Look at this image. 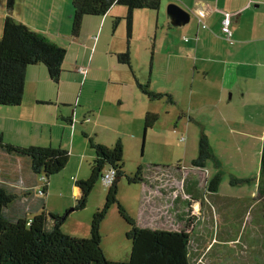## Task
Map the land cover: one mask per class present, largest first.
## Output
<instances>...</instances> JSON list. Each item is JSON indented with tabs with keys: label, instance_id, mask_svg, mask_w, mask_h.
Returning a JSON list of instances; mask_svg holds the SVG:
<instances>
[{
	"label": "crops",
	"instance_id": "0c3cea01",
	"mask_svg": "<svg viewBox=\"0 0 264 264\" xmlns=\"http://www.w3.org/2000/svg\"><path fill=\"white\" fill-rule=\"evenodd\" d=\"M70 2L35 0L31 4L30 0H15L10 12L7 0H0V37L5 19L11 14L67 48L59 82L52 80L45 64L30 65L22 102L0 104V140L23 146H61L70 151V158L77 144L81 147L80 155L87 154L89 137L109 146L122 140L125 150L127 141H139L142 133L145 141V110L154 101L138 82L148 83L154 92L172 94L176 100L172 105L183 110L180 119H188L193 108L200 112L230 110V103L238 97L246 112L244 121L252 125V134L256 132L255 126L262 124L259 116H264V0H162L158 10L134 11L131 36L125 18L128 7L119 4L103 16L86 17L75 36ZM171 3L186 9L189 19L177 23L168 11ZM201 11L203 22L199 19ZM227 15L233 42L222 31ZM116 17L121 20L115 26ZM126 51L130 64L118 57ZM71 53L74 56L69 58ZM81 66L87 68L86 74L79 71ZM77 100L82 101L81 108L88 109L89 117L76 108ZM220 114L230 121L224 110ZM205 115L211 118L212 113ZM8 156L2 153L0 160ZM85 163L80 162V170ZM80 178L74 176L72 198L80 196L76 185ZM51 185L49 182L47 193ZM142 211L146 216V207ZM180 212L186 210L182 208Z\"/></svg>",
	"mask_w": 264,
	"mask_h": 264
},
{
	"label": "rangeland",
	"instance_id": "374dc122",
	"mask_svg": "<svg viewBox=\"0 0 264 264\" xmlns=\"http://www.w3.org/2000/svg\"><path fill=\"white\" fill-rule=\"evenodd\" d=\"M30 1L31 4L35 2ZM68 4L67 2L66 5ZM69 9L72 10L74 19L71 2ZM64 44L67 45V42ZM78 48L84 53L83 47ZM73 56L71 53L69 58ZM81 87L82 84L78 91ZM148 104L145 116L148 112H156L159 119L154 127L147 131L145 141L143 133L139 141H127L124 169L127 174H135L141 168L143 177L149 179L150 186L145 189L144 184L129 183L127 177L122 176L118 180V201L136 218L140 226L150 229L178 230L185 225L181 218H190L192 223L186 225L192 236L190 258L194 264H217L221 260L225 264H256L253 260L249 261V258H252V234H259L258 226L264 221V215L259 209L262 205H258L257 196L264 116H259V122L262 124H257L256 132L252 134V125L244 121L247 120L243 117L246 112L238 97L230 103V110L206 109L200 112L193 108L192 115L190 110H187L190 113L188 119H180L183 110L169 104L166 99L154 100ZM150 105L154 108H150ZM75 106L84 111L82 114L86 118L90 116L88 109L81 108L82 101L77 100ZM173 108L180 109V112ZM223 110L230 117V121L223 119L220 114ZM207 112L212 113L211 118L205 115ZM238 115L240 117H237ZM191 116L194 119H191ZM197 121L202 123L210 144L222 162L221 182L216 192L210 188L211 178L218 174V170L210 166L212 161H209L207 171L202 173H194L192 168H185L198 156L201 127ZM98 133H102L101 129H98ZM63 143L68 141L64 140ZM121 143L123 144L122 140ZM87 146V154L81 156V147L77 144V148L71 152L66 168L50 179L52 185L47 195L39 196L38 200L41 197L46 200L48 209L62 214L71 210L79 199V196L71 197L75 185L74 176L87 178L91 173L90 164L95 157V151L89 141ZM81 161L86 163L80 170ZM11 170H15L17 176H20L19 179L24 181L26 168ZM10 176L13 177L12 174ZM233 178L240 179L239 181H253L233 184ZM110 185L100 178L89 196L87 206L72 211L62 230L75 237L90 235L92 217L98 208L104 206ZM162 188L165 189L161 192ZM27 197L23 195L24 200H27ZM144 199V207L148 210L146 216L142 211ZM182 208L186 212L181 213ZM129 229L130 225L119 213L118 203L113 204L101 225L102 248L108 258L125 260L130 257L132 243L127 238ZM232 233H237L238 236L232 238ZM261 240H264V236H261ZM223 242H227L228 249L224 248Z\"/></svg>",
	"mask_w": 264,
	"mask_h": 264
},
{
	"label": "trees",
	"instance_id": "16d2710c",
	"mask_svg": "<svg viewBox=\"0 0 264 264\" xmlns=\"http://www.w3.org/2000/svg\"><path fill=\"white\" fill-rule=\"evenodd\" d=\"M161 1L72 0L74 9L72 33L75 36L80 33L86 17L103 16L114 4H119L128 7L125 18L128 36H131L134 11L139 8L158 10ZM14 4L15 0H7V8L10 12ZM120 20V17H116L114 25L116 26ZM66 53L65 47L8 14L0 37V104L18 105L22 102L27 69L30 65L45 64L52 80L59 82ZM118 57L121 62L130 64L129 52L121 53ZM81 67L85 72L80 71V67L79 71L86 74L87 68ZM138 85L151 100L165 98L169 104H176L172 94L154 92L148 83L138 82ZM158 119L159 115L156 112L146 114V132L154 127ZM197 123L201 127L198 156L185 168H192L195 172L202 173L204 170L207 171L208 163L212 161L213 164L210 166L217 169L218 174L211 178L210 188L216 192L221 182L222 162L210 144L202 123L199 121ZM89 143L95 151V157L90 164V175L76 182L81 192L73 208L80 210L87 206L93 188L100 178L103 179L109 167L116 170V176L109 187L104 206L98 208L92 217L90 235L75 237L62 230L71 211L62 214L53 212L47 208L44 198L38 200L39 196L47 195L50 178L68 164L70 151L61 146H23L0 140V154L9 155V158L2 159L0 165V264H194L190 258L192 236L186 225L192 223V220L182 217L185 225L178 230L150 229L140 226L136 218L118 201V180L126 176L129 183H142L146 189L150 186L149 179L143 177L141 168L135 174L126 173L124 146L120 140L109 146L89 137ZM18 159L21 160L20 164L16 162ZM11 168H26L24 181L20 180V176H17L16 171ZM11 174L13 177L10 176ZM239 180L233 178L232 183L253 181V179ZM23 195L28 196L29 200H24ZM257 196L258 205H262L259 209L264 215V136ZM115 203H118L120 215L130 225L127 238L131 241L132 248L130 257L125 260L108 258L102 248L101 225L110 207ZM258 227L259 234H252V258H249V261L264 264V240H261V236H264V221ZM230 235L232 238L238 236L237 233ZM261 242L263 243L260 244ZM226 243L222 244L228 249Z\"/></svg>",
	"mask_w": 264,
	"mask_h": 264
},
{
	"label": "built area",
	"instance_id": "2783aa9c",
	"mask_svg": "<svg viewBox=\"0 0 264 264\" xmlns=\"http://www.w3.org/2000/svg\"><path fill=\"white\" fill-rule=\"evenodd\" d=\"M199 14H198L199 19L203 22V20L201 18L203 16L202 11ZM204 26H206V24H204ZM222 31H223L224 35L226 36V38L230 42H233V38H232L233 32H232L231 27H230V16L229 15H227L223 18ZM80 71L85 72V69L83 67H80ZM115 176H116V170L113 167H109V169L105 172L103 180L106 183L111 184L114 181Z\"/></svg>",
	"mask_w": 264,
	"mask_h": 264
},
{
	"label": "water",
	"instance_id": "95a60500",
	"mask_svg": "<svg viewBox=\"0 0 264 264\" xmlns=\"http://www.w3.org/2000/svg\"><path fill=\"white\" fill-rule=\"evenodd\" d=\"M168 11L175 16V20L177 23H180L181 21H187L189 19L190 13L177 3L169 4ZM74 210L75 208H72L70 211Z\"/></svg>",
	"mask_w": 264,
	"mask_h": 264
}]
</instances>
